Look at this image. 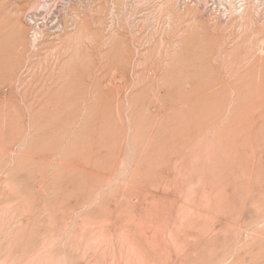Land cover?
<instances>
[{"label":"rangeland","instance_id":"obj_1","mask_svg":"<svg viewBox=\"0 0 264 264\" xmlns=\"http://www.w3.org/2000/svg\"><path fill=\"white\" fill-rule=\"evenodd\" d=\"M35 2L0 0V264H264V0Z\"/></svg>","mask_w":264,"mask_h":264},{"label":"bare ground","instance_id":"obj_2","mask_svg":"<svg viewBox=\"0 0 264 264\" xmlns=\"http://www.w3.org/2000/svg\"><path fill=\"white\" fill-rule=\"evenodd\" d=\"M178 1V0H177ZM36 2H37V0H36ZM35 2V3H36ZM174 2H175V0H164V10H165V12L164 13H166V15H168V17H170L171 16V18H176L177 19V17H181L182 18V15H184L181 11H174V8L172 9V7H174L175 5H174ZM185 2H187V1H185ZM34 3V4H35ZM2 4H3V2H2ZM2 4H1V6H2ZM232 4V3H231ZM39 5V4H38ZM184 5V4H183ZM185 6H186V4H185ZM176 7V6H175ZM1 9V8H0ZM3 9V8H2ZM189 9V8H188ZM237 9V8H236ZM232 10V9H231ZM231 10H229L230 12H231ZM1 11V10H0ZM234 11H236V10H234ZM1 13V12H0ZM233 13V12H232ZM186 15V14H185ZM188 15V14H187ZM189 16V15H188ZM184 17V16H183ZM9 18V17H8ZM83 18V17H82ZM2 19V18H1ZM178 19H180V18H178ZM175 20V19H174ZM33 23H35V22H33ZM82 26V25H81ZM85 26V25H84ZM35 29V28H34ZM15 30L16 31H18V29L17 28H15ZM89 30V29H88ZM33 31V30H32ZM90 31V30H89ZM83 32V31H82ZM35 34H37V33H35V32H33V34H32V36H34V38H36L35 36ZM81 34H83V33H80V35ZM92 34V33H91ZM90 34V35H91ZM76 35V34H75ZM84 35V34H83ZM93 36V35H92ZM3 38H4V36H3ZM17 38V37H16ZM71 38V37H70ZM77 38V37H76ZM88 38V37H87ZM83 39V38H82ZM79 40V39H78ZM86 40V39H85ZM14 41H15V39H14ZM10 43H11V41H9ZM1 46V45H0ZM3 46V45H2ZM6 46V45H5ZM4 48V47H3ZM5 49V48H4ZM2 52V51H1ZM4 52V51H3ZM93 53V52H92ZM1 57V56H0ZM3 57V56H2ZM94 59V58H93ZM1 61V60H0ZM78 88V87H77ZM48 216V215H47ZM53 216V215H52ZM78 231V230H77ZM37 233V232H36ZM26 234V233H25ZM41 234V233H40ZM18 244V243H17ZM97 245V244H96ZM112 245V244H111ZM64 256V255H63ZM63 259H61V261H62Z\"/></svg>","mask_w":264,"mask_h":264}]
</instances>
